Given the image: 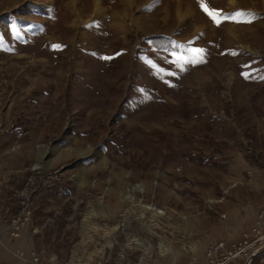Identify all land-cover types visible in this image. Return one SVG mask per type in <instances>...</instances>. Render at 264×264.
<instances>
[{
	"label": "rangeland",
	"instance_id": "374dc122",
	"mask_svg": "<svg viewBox=\"0 0 264 264\" xmlns=\"http://www.w3.org/2000/svg\"><path fill=\"white\" fill-rule=\"evenodd\" d=\"M203 2L246 15L0 0V240L17 261L206 264L234 214L264 221V0ZM194 49L200 62L172 63Z\"/></svg>",
	"mask_w": 264,
	"mask_h": 264
},
{
	"label": "built area",
	"instance_id": "2783aa9c",
	"mask_svg": "<svg viewBox=\"0 0 264 264\" xmlns=\"http://www.w3.org/2000/svg\"><path fill=\"white\" fill-rule=\"evenodd\" d=\"M128 218L121 217V227L123 229L128 227ZM24 221L22 219L13 220L10 224L12 235L19 236ZM264 234L261 233L260 226L255 228L251 234L246 233L237 244L230 245L218 243L211 246L207 252V264H245L247 259L259 251L263 246ZM16 258L22 264H69L67 261H61L55 256H51L48 260H44L40 254L34 250L29 255L23 252H17ZM252 263V262H251Z\"/></svg>",
	"mask_w": 264,
	"mask_h": 264
},
{
	"label": "crops",
	"instance_id": "0c3cea01",
	"mask_svg": "<svg viewBox=\"0 0 264 264\" xmlns=\"http://www.w3.org/2000/svg\"><path fill=\"white\" fill-rule=\"evenodd\" d=\"M258 217H260V213L257 209L248 213V219L243 220V222L241 221V217H237L234 214V217H231L232 226L230 227V225H228L225 229H221L220 231H218L217 237L220 238L219 241H216L215 243H212L211 245H209L206 248V251H208V249L211 246L216 245L220 242L223 244H226L228 247L230 245L237 244V243L241 242V240L243 239V237L246 233L251 234L253 232V230L255 228H258L259 226H260L261 233L264 234V221H262L260 225H257ZM225 231H230L231 233H235V231L237 233L242 232L243 235H242V238L239 240L225 241L224 240L225 238L229 239V238L235 237L234 234H229V232L226 233ZM2 233H4V231H2ZM263 243H264V241H263ZM4 244L5 243L0 240V264H20L19 261H17L13 257V254H11V252L9 250V249H11V247L13 248L12 250H14L15 249L14 245H11V247L9 246V249H6V246ZM15 246H17L16 248H20L19 245L16 243H15ZM263 246H264V244H263ZM206 264H207V261H206ZM251 264H264V255L254 259Z\"/></svg>",
	"mask_w": 264,
	"mask_h": 264
},
{
	"label": "snow or ice",
	"instance_id": "6c2138e0",
	"mask_svg": "<svg viewBox=\"0 0 264 264\" xmlns=\"http://www.w3.org/2000/svg\"><path fill=\"white\" fill-rule=\"evenodd\" d=\"M198 3H200V6L202 8V10L209 16V18L213 21L214 24H216L217 26H219L222 21L224 19H228V20H232L234 22H240L239 18L246 15L245 13L242 12H236L234 13L231 17H222L221 14L215 10H210L205 3L203 2V0H198ZM56 48H58L59 46H54ZM195 55L194 56H190V57H183V56H179L176 57L172 63L177 64L178 66L181 67V69H183V64L186 63H195V62H200L199 61V54L203 52L202 49H194L192 50ZM103 59H109L108 57H103ZM149 66L152 67L153 69H155L157 72H160L164 75H173V73L170 72H164L163 69L158 68L155 64H153L151 61L148 62ZM245 78H247V76L245 75Z\"/></svg>",
	"mask_w": 264,
	"mask_h": 264
},
{
	"label": "bare ground",
	"instance_id": "6f19581e",
	"mask_svg": "<svg viewBox=\"0 0 264 264\" xmlns=\"http://www.w3.org/2000/svg\"><path fill=\"white\" fill-rule=\"evenodd\" d=\"M232 6H235V5L232 3ZM77 152H79V151H77ZM74 153H75L74 151H72V152H70V151H63L60 155H58V158H57V160H56L55 163L60 162V160L66 158V157H69L70 155H72ZM83 154H84L83 152H81V154L79 153V155H83ZM37 169H39V167H37ZM136 188H133V189L130 190V194H129V196L126 197V199L130 200L131 202H135L134 192L135 191H138V192L141 191L140 193H142V194L144 193V189H143L142 186L136 187ZM139 189H140V191H139ZM20 232H21V230H19V236H20Z\"/></svg>",
	"mask_w": 264,
	"mask_h": 264
},
{
	"label": "water",
	"instance_id": "95a60500",
	"mask_svg": "<svg viewBox=\"0 0 264 264\" xmlns=\"http://www.w3.org/2000/svg\"><path fill=\"white\" fill-rule=\"evenodd\" d=\"M262 255H264V247H262L259 251H257L256 253H253L248 259H247V261H246V263L245 264H251V262L254 260V259H256V258H258V257H260V256H262Z\"/></svg>",
	"mask_w": 264,
	"mask_h": 264
}]
</instances>
